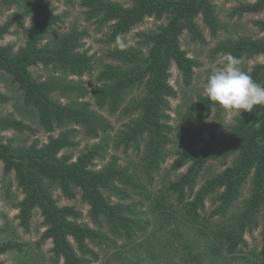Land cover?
<instances>
[{
	"label": "trees",
	"instance_id": "trees-1",
	"mask_svg": "<svg viewBox=\"0 0 264 264\" xmlns=\"http://www.w3.org/2000/svg\"><path fill=\"white\" fill-rule=\"evenodd\" d=\"M2 1L17 10L0 24V41L15 23L26 17L31 21L24 45L15 49L0 43V72L6 75L8 91L19 92L14 98L0 87V104L14 102L17 110L0 113V161L6 174L14 173L24 195L15 204L21 226L28 229L34 211L40 210L46 226L43 237L51 240L55 260L61 258L64 264H93L98 259L93 244L116 245L118 240L124 241L120 264H236L238 259L240 264H264V105L236 116L226 131L213 133L203 147L178 149L171 168L177 171L187 165L186 171L166 180L156 193L151 189L169 157L168 146L174 143L168 111L177 92L170 83L171 67L175 64L185 83L191 84L199 62L183 48L182 36L206 41L198 17L213 35L218 34L222 22L215 0H81L88 21L110 26V44L147 17L166 20L156 30L138 32L137 44L108 48L92 86L83 77L92 74L98 62L83 47L86 29L73 22L60 30L62 14L54 12L51 0ZM235 11L264 13V0L242 3ZM255 24L264 33V16ZM213 52L238 60L264 55V34L224 37ZM38 65L50 71L47 77L34 75L31 68ZM245 72L264 85V61ZM102 110L120 111L127 119L114 136ZM226 112L201 93L183 113L189 123L211 114L220 118ZM31 121L49 132L47 142L3 135L9 130L32 131ZM57 129L61 131L54 135ZM80 134L95 141L75 157L65 151L78 147ZM111 147L126 154L135 149L139 160L108 158ZM102 158L106 161L98 167L95 161ZM211 164L221 169L210 172ZM250 176V195L236 209ZM55 190L70 199L80 190L96 227L79 221L82 214L76 206L60 205ZM209 199L213 209L203 215ZM7 219L0 206V220ZM154 221L173 235L156 242L148 235ZM260 226L262 246L257 259H249L241 253L248 244L245 233ZM24 245L0 236V264H5L3 255L21 253Z\"/></svg>",
	"mask_w": 264,
	"mask_h": 264
},
{
	"label": "rangeland",
	"instance_id": "rangeland-1",
	"mask_svg": "<svg viewBox=\"0 0 264 264\" xmlns=\"http://www.w3.org/2000/svg\"><path fill=\"white\" fill-rule=\"evenodd\" d=\"M126 2L125 0H122ZM255 0H215L216 9L222 22V29L217 35H213L209 28H207L202 21L201 17L197 20L202 27L205 34V42H194L190 39L189 35L185 33L182 36V46L188 52V54L194 57L198 62L199 66L195 68L194 76L191 84L187 85L182 77L180 70L175 64L171 67V77L170 83L174 86L177 95L170 98V110L168 111L170 116V123L172 124V138L174 143L168 146L169 157L167 161L162 165L159 174L156 175L155 182L151 188L153 193H156L160 187L163 186L166 180L175 179L176 176L184 173L187 169V165L178 169L177 171L172 170L171 166L174 160L178 157L176 154L178 149H193L201 148L204 146L205 141L212 138L213 133H220L226 131L229 124H231L234 118L244 111L241 110H231L227 111L224 116L216 118L214 114L206 116L201 121L193 120L191 122H186L184 119V108L190 102L196 99L198 94H205L204 86L208 80V75L212 74L214 71H219L222 68V59L227 54L224 53H214L217 43L224 37H237L239 35H248L252 37L262 36L264 33L259 30L256 26L255 21L263 18L264 13H242L239 14L235 11V8L242 3L252 2ZM51 7L54 8L55 13L62 14V21L59 23L60 30L67 29L73 22H77L79 26L88 31V36L84 39V49H86L89 54L93 55L97 60L98 64L92 74H85L84 79L90 84V86L97 84L96 75L101 69L104 61H106V51L108 48L113 47L115 44H137L140 37L137 35L140 31L156 30L157 27L166 22L165 19H156L154 17H147L142 23L138 24L130 33L123 36L120 41L116 43H109L107 41V34L110 31V26L99 25L95 21H88L85 18L84 8L81 6V0H72L67 3L66 0H51ZM16 7L7 5L5 2L0 0V24L5 22L9 16L16 12ZM30 18L26 17L21 23H15L11 31L6 34L0 41L1 44H12L15 49L25 44L27 30L30 26ZM239 67L243 71H250L252 67L258 63L264 61V55H256L251 58L242 57L239 60ZM34 75L40 78H45L49 75L50 71L42 66H34L31 68ZM6 75L0 72V87L2 90L9 92L15 97H18V90L16 88H9L8 82L5 80ZM137 91L136 93H138ZM16 101V99H15ZM17 102V101H16ZM11 111L16 110V104L10 102L7 104H0V113L6 114ZM104 114L108 116L111 120L112 128L110 134L114 136L117 130L122 126L124 122L127 121L126 117L117 112L110 114L105 110H102ZM34 130H27L25 132H18L16 130H9L3 132V135L7 138L13 137L16 140H26L27 142H32L35 139L40 143L48 141L49 132L45 131L38 123L32 122ZM61 129H57L52 132L54 135L58 134ZM79 145L75 149H68L65 152H73L76 157L86 144H91L95 140L88 138L80 134L78 139ZM111 155L119 156L121 161L132 160L137 162L139 160V155L135 149H130L128 154L124 153L122 149L110 148L107 157ZM232 159L229 160L228 165ZM106 159H97L96 165L100 167L105 163ZM211 172L212 170H220L221 168L215 165H210L207 167ZM208 170L206 173L208 174ZM202 178L199 180V184L195 186V190L198 189L202 183ZM251 188V176L248 178L247 183L244 185L241 191V196L236 202L235 208H239L244 200L250 195ZM22 190L17 184L14 173L6 174L4 172L3 163L0 161V206L4 209L7 214L8 219L6 221L0 220V227L4 230L0 232L2 238H13L20 242H23L24 249L21 253L17 251L8 252L2 256V260L5 264H18L24 260H36L42 262L43 264H64L63 259L54 258L52 252V242L50 239H45L43 233L46 230V226L43 222V217L40 210L36 209L33 213V217L30 221L29 228H24L20 224V219L17 217L18 209L15 204L23 198ZM54 196L60 205H74L78 210L81 211L80 222H87L91 226H94L93 220L89 215V204L82 199V194L80 190L76 191L75 198L65 197L60 190L54 191ZM138 195H134L136 197ZM113 199L119 200L117 197ZM189 199V198H187ZM211 199L206 201L205 209L202 210L203 215H208L213 209L211 204ZM107 231V229H105ZM108 232V231H107ZM169 234V236H167ZM110 235V234H109ZM148 235L159 242V237L165 238L172 236L170 231L161 230V226L157 221H154L152 227L150 228ZM111 236V235H110ZM113 237V236H111ZM245 238L247 245L243 248L242 254H246L249 259H257L258 253L262 246L261 240V226L254 229L253 231H247L245 233ZM124 244L123 240H118L116 245H104L97 246L95 244L92 247L98 253V259L93 262V264H120L121 263V247ZM239 259L235 262H238ZM147 263H151V260H147Z\"/></svg>",
	"mask_w": 264,
	"mask_h": 264
},
{
	"label": "clouds",
	"instance_id": "clouds-1",
	"mask_svg": "<svg viewBox=\"0 0 264 264\" xmlns=\"http://www.w3.org/2000/svg\"><path fill=\"white\" fill-rule=\"evenodd\" d=\"M119 41V37H117ZM222 68L208 78L204 92L225 111H249L256 105H264V85L254 81L251 75L238 66L232 55L223 57Z\"/></svg>",
	"mask_w": 264,
	"mask_h": 264
}]
</instances>
